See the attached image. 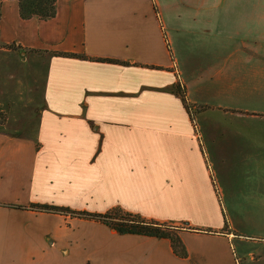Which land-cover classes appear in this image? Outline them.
<instances>
[{
  "label": "crops",
  "instance_id": "crops-1",
  "mask_svg": "<svg viewBox=\"0 0 264 264\" xmlns=\"http://www.w3.org/2000/svg\"><path fill=\"white\" fill-rule=\"evenodd\" d=\"M0 104V264H264V0H0ZM11 204L176 226L187 257Z\"/></svg>",
  "mask_w": 264,
  "mask_h": 264
},
{
  "label": "trees",
  "instance_id": "trees-1",
  "mask_svg": "<svg viewBox=\"0 0 264 264\" xmlns=\"http://www.w3.org/2000/svg\"><path fill=\"white\" fill-rule=\"evenodd\" d=\"M56 0H17L19 15L28 19L37 16L41 19H48L55 15ZM109 62H116L112 59H106ZM175 92L180 96L182 104L193 117L195 113L208 108L206 105H196L192 108L186 99L184 87L179 81L174 84ZM4 114L0 111V124L4 120ZM16 208H29L35 211L67 214L88 220L101 222L119 234H139L145 236H154L167 238L170 240L172 251L178 257H187V251L178 235L179 227L159 223L152 220H146L138 215L123 212L119 209H112L105 213H90L85 211H75L66 207L45 204H31L28 207L21 205H9Z\"/></svg>",
  "mask_w": 264,
  "mask_h": 264
},
{
  "label": "rangeland",
  "instance_id": "rangeland-1",
  "mask_svg": "<svg viewBox=\"0 0 264 264\" xmlns=\"http://www.w3.org/2000/svg\"><path fill=\"white\" fill-rule=\"evenodd\" d=\"M0 111L5 116L3 122L0 124V126H1V125H3L5 123L6 119L8 118V112H7L8 111V105L0 104ZM225 222H227L226 218H225ZM237 228H238L237 229L238 233L241 234V237L243 239H246V238L252 239V238H254V236L261 238V236H263L262 235V231L258 230L257 228L248 229V226H246L245 224H242V223H241V226H238ZM253 254L255 256V253H253ZM239 258H240V262H242L243 258L240 257V255H239Z\"/></svg>",
  "mask_w": 264,
  "mask_h": 264
}]
</instances>
